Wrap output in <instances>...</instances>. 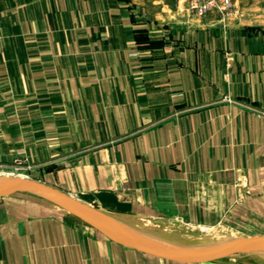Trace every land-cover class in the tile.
Returning <instances> with one entry per match:
<instances>
[{
  "label": "crops",
  "instance_id": "0c3cea01",
  "mask_svg": "<svg viewBox=\"0 0 264 264\" xmlns=\"http://www.w3.org/2000/svg\"><path fill=\"white\" fill-rule=\"evenodd\" d=\"M234 1L196 17L189 0H0V169L20 162L125 223L264 237V0ZM101 234L41 197H0V264H250Z\"/></svg>",
  "mask_w": 264,
  "mask_h": 264
},
{
  "label": "water",
  "instance_id": "95a60500",
  "mask_svg": "<svg viewBox=\"0 0 264 264\" xmlns=\"http://www.w3.org/2000/svg\"><path fill=\"white\" fill-rule=\"evenodd\" d=\"M20 194L41 197L62 207L67 213L100 231L111 240L162 259L183 263H212L227 261L241 253L264 252V237H236L194 247L166 245L50 184L20 175H0V197Z\"/></svg>",
  "mask_w": 264,
  "mask_h": 264
},
{
  "label": "rangeland",
  "instance_id": "374dc122",
  "mask_svg": "<svg viewBox=\"0 0 264 264\" xmlns=\"http://www.w3.org/2000/svg\"><path fill=\"white\" fill-rule=\"evenodd\" d=\"M232 4L233 7H236V3L234 0H232ZM16 165H18L19 168H21L22 166V164L18 163ZM14 167V172H12L11 169H0V173L4 174L6 172L5 174L12 173L11 175H19L21 172H23L22 170L15 171L16 166ZM7 171L9 172L7 173ZM137 218L140 219L130 221L128 225L138 231H141L149 238H152L154 240H167L168 242L174 243L179 246H206L224 241L226 239L238 237V234H234L232 231L222 229L221 227H197L188 225L180 220H164L159 218L148 217ZM229 259H227V261L260 264V262L264 263V252H256L254 254L241 253L234 255Z\"/></svg>",
  "mask_w": 264,
  "mask_h": 264
},
{
  "label": "built area",
  "instance_id": "2783aa9c",
  "mask_svg": "<svg viewBox=\"0 0 264 264\" xmlns=\"http://www.w3.org/2000/svg\"><path fill=\"white\" fill-rule=\"evenodd\" d=\"M189 9L194 16L204 17L214 10L222 13H229L234 7L232 0H190ZM18 164L21 163L18 162ZM19 169V166L16 165V170Z\"/></svg>",
  "mask_w": 264,
  "mask_h": 264
},
{
  "label": "bare ground",
  "instance_id": "6f19581e",
  "mask_svg": "<svg viewBox=\"0 0 264 264\" xmlns=\"http://www.w3.org/2000/svg\"><path fill=\"white\" fill-rule=\"evenodd\" d=\"M5 174V173H4ZM3 173L1 174L0 173V175H4ZM10 174H12V173H10ZM10 174H5V175H10ZM123 222V221H122ZM125 223V222H124ZM145 223V222H144ZM127 225H128V223H126ZM206 230H208V229H206ZM102 235V234H101ZM154 238V237H153ZM157 241H159V242H161V243H164V244H166V245H172V246H179V245H176V244H174V243H170V242H168L167 240H157ZM179 241V240H178Z\"/></svg>",
  "mask_w": 264,
  "mask_h": 264
}]
</instances>
